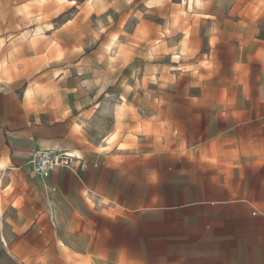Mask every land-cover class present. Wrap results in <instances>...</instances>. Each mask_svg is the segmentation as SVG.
Segmentation results:
<instances>
[{
    "label": "rangeland",
    "instance_id": "rangeland-1",
    "mask_svg": "<svg viewBox=\"0 0 264 264\" xmlns=\"http://www.w3.org/2000/svg\"><path fill=\"white\" fill-rule=\"evenodd\" d=\"M0 85L35 87L31 107L111 144L127 119L122 147L146 158L173 149L180 170L206 158L249 175L252 150L264 159V0H0ZM23 171L4 184L0 264H74L43 176Z\"/></svg>",
    "mask_w": 264,
    "mask_h": 264
},
{
    "label": "crops",
    "instance_id": "crops-1",
    "mask_svg": "<svg viewBox=\"0 0 264 264\" xmlns=\"http://www.w3.org/2000/svg\"><path fill=\"white\" fill-rule=\"evenodd\" d=\"M28 88L35 92L33 86L18 94L0 85V161L6 162L0 169V230L8 176L34 172L29 161L36 149L71 150L80 157L73 169L58 167L37 178L39 199L52 205L64 233V259L264 264V159L257 151L251 152L256 159L249 175L230 174L232 160L206 158L184 161L193 169L180 170L176 150L146 158L138 142L122 147L129 141L127 119L118 122L122 130L111 144L91 137L83 117L31 107Z\"/></svg>",
    "mask_w": 264,
    "mask_h": 264
},
{
    "label": "built area",
    "instance_id": "built-area-1",
    "mask_svg": "<svg viewBox=\"0 0 264 264\" xmlns=\"http://www.w3.org/2000/svg\"><path fill=\"white\" fill-rule=\"evenodd\" d=\"M79 159L75 151L40 148L32 153L29 163L36 173L49 177L58 167L73 169Z\"/></svg>",
    "mask_w": 264,
    "mask_h": 264
},
{
    "label": "bare ground",
    "instance_id": "bare-ground-1",
    "mask_svg": "<svg viewBox=\"0 0 264 264\" xmlns=\"http://www.w3.org/2000/svg\"><path fill=\"white\" fill-rule=\"evenodd\" d=\"M30 94V93H29ZM77 151V150H76ZM78 155V154H77ZM5 165H6V162H5V160H1L0 161V169H5L4 167H5Z\"/></svg>",
    "mask_w": 264,
    "mask_h": 264
}]
</instances>
